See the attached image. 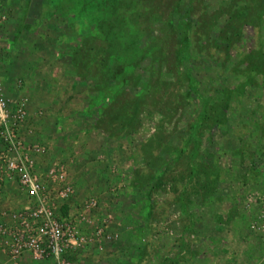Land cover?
<instances>
[{
    "label": "rangeland",
    "instance_id": "374dc122",
    "mask_svg": "<svg viewBox=\"0 0 264 264\" xmlns=\"http://www.w3.org/2000/svg\"><path fill=\"white\" fill-rule=\"evenodd\" d=\"M0 83L72 264H264V0H0Z\"/></svg>",
    "mask_w": 264,
    "mask_h": 264
},
{
    "label": "built area",
    "instance_id": "2783aa9c",
    "mask_svg": "<svg viewBox=\"0 0 264 264\" xmlns=\"http://www.w3.org/2000/svg\"><path fill=\"white\" fill-rule=\"evenodd\" d=\"M23 106L22 103L18 106L10 121L0 83V136L6 142L7 153L12 154L3 157L1 168L4 173L1 177L5 174L15 175L20 188L34 202L30 209L13 215L16 217V226L13 229L8 230L2 226L0 233L9 237L7 251L13 259L28 255L39 260L53 258L57 264H72L64 253L68 249L76 250L84 238L75 235L71 221L63 223L56 218L43 181L27 163L18 133L25 115ZM70 192V187L64 186L60 190V196L67 197ZM88 205H95V200H90Z\"/></svg>",
    "mask_w": 264,
    "mask_h": 264
}]
</instances>
